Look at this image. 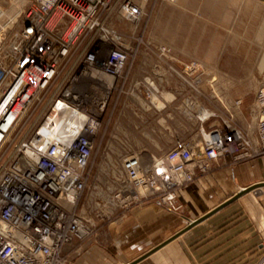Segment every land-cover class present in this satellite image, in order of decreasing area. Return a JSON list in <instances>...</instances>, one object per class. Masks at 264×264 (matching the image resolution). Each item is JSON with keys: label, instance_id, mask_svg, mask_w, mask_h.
<instances>
[{"label": "built area", "instance_id": "2783aa9c", "mask_svg": "<svg viewBox=\"0 0 264 264\" xmlns=\"http://www.w3.org/2000/svg\"><path fill=\"white\" fill-rule=\"evenodd\" d=\"M143 17L134 0L30 1L0 69V264H69L128 211L181 212L198 173L264 156V87L254 140L224 122L161 159L127 148L126 111L138 117L145 95L152 109L160 94L152 79L129 84ZM107 136L125 154L93 182Z\"/></svg>", "mask_w": 264, "mask_h": 264}, {"label": "rangeland", "instance_id": "374dc122", "mask_svg": "<svg viewBox=\"0 0 264 264\" xmlns=\"http://www.w3.org/2000/svg\"><path fill=\"white\" fill-rule=\"evenodd\" d=\"M30 1L0 0L2 70H7L2 67L8 65L9 45ZM134 1L144 17L133 35L132 45L139 51L130 60L129 84L152 79L160 94L152 109L145 95L138 117L126 111L122 123L129 135L120 139L127 148L142 151L147 161L150 156L161 159L224 122L254 140L258 122L255 102L264 87V1ZM202 111L211 115L202 119ZM118 149L114 138L107 136L101 149L95 150L93 182L112 176L125 154ZM262 158L248 161L246 168L254 172ZM255 194L264 197V189ZM257 264H264V253Z\"/></svg>", "mask_w": 264, "mask_h": 264}, {"label": "crops", "instance_id": "0c3cea01", "mask_svg": "<svg viewBox=\"0 0 264 264\" xmlns=\"http://www.w3.org/2000/svg\"><path fill=\"white\" fill-rule=\"evenodd\" d=\"M248 164L198 173L181 195V212L155 203L128 211L73 252L69 264H257L264 253V197L255 192L264 189V158L254 172ZM257 184L263 185L224 206Z\"/></svg>", "mask_w": 264, "mask_h": 264}, {"label": "water", "instance_id": "95a60500", "mask_svg": "<svg viewBox=\"0 0 264 264\" xmlns=\"http://www.w3.org/2000/svg\"><path fill=\"white\" fill-rule=\"evenodd\" d=\"M260 1H264V0H260ZM262 185H263V184H257V185H253V186H250V187H248V188H245V189L241 190V191H240L236 196H234L229 202H227L226 204H224V206L227 205V204H229V203H231V202H233L234 200L240 198L241 196H243V195H245V194H247V193H249V192H251V191L256 190L257 188L262 187ZM199 221H201V219L195 221L194 223H197V222H199Z\"/></svg>", "mask_w": 264, "mask_h": 264}, {"label": "bare ground", "instance_id": "6f19581e", "mask_svg": "<svg viewBox=\"0 0 264 264\" xmlns=\"http://www.w3.org/2000/svg\"><path fill=\"white\" fill-rule=\"evenodd\" d=\"M21 3V2H20ZM19 3V4H20ZM15 9V8H14ZM200 115L202 116V119H206L208 116H210L211 115V113L210 112H208V111H202L201 113H200Z\"/></svg>", "mask_w": 264, "mask_h": 264}]
</instances>
